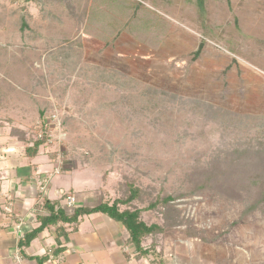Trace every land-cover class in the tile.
<instances>
[{
	"label": "rangeland",
	"instance_id": "rangeland-1",
	"mask_svg": "<svg viewBox=\"0 0 264 264\" xmlns=\"http://www.w3.org/2000/svg\"><path fill=\"white\" fill-rule=\"evenodd\" d=\"M204 2L0 0V128L139 188L158 264H264V0Z\"/></svg>",
	"mask_w": 264,
	"mask_h": 264
},
{
	"label": "crops",
	"instance_id": "crops-1",
	"mask_svg": "<svg viewBox=\"0 0 264 264\" xmlns=\"http://www.w3.org/2000/svg\"><path fill=\"white\" fill-rule=\"evenodd\" d=\"M52 165L42 148L37 155L28 156L21 141L0 128V264H37L36 259L22 255L20 241L25 233L40 226L36 206L45 198L65 207L68 194L76 196V206L113 203L103 199L100 194L103 189L98 188V183L85 179L75 183L74 178H70L75 168L66 174H54L48 184V173L54 171ZM64 176L69 177L71 184L69 179L61 178ZM44 184L47 189L43 191ZM71 186L79 188V192H67ZM6 197L13 204L12 212L3 208ZM62 225L59 223L46 228L28 247L23 248L24 253L33 257L43 256L54 248H64L45 264H158L154 257L157 253L150 249V252L142 254L129 243L128 228L106 213L85 215L77 225L65 224L69 233L61 236L59 243L57 229ZM146 244L144 241V247L148 248Z\"/></svg>",
	"mask_w": 264,
	"mask_h": 264
},
{
	"label": "trees",
	"instance_id": "trees-1",
	"mask_svg": "<svg viewBox=\"0 0 264 264\" xmlns=\"http://www.w3.org/2000/svg\"><path fill=\"white\" fill-rule=\"evenodd\" d=\"M204 0H198L199 8L202 12H204ZM203 44L200 45L198 50L196 51V55H199ZM46 137L42 139H37L33 145L26 147V154L28 156H35L39 151L40 145H42L46 141ZM132 191L128 197H120L116 199L112 204L109 202H103L97 206H73L71 209L68 206H60L59 203L53 202L48 198H45L40 204H37V218L41 222L40 226L34 228L28 233H25L20 241L21 253L23 256L28 259H36L37 264H45L50 260L52 256L59 255L64 248L58 247L52 249L50 252L43 256H29L24 253L25 247H28L31 242L38 237V235L44 231L46 228L52 225H58L62 223L64 225L58 227V238L57 241L60 243V237L68 234L69 231L65 227V224H79L80 218L92 214L95 212H103L111 216L117 221L122 222L130 232L129 243L135 245V247L142 253L150 252L151 248H145L143 245L144 240L153 234H157L162 232L163 229L158 224H149L142 218L140 208L131 209L128 205H130L136 198L140 196L139 188L131 187ZM67 198V196H66ZM168 199H171L169 197ZM125 205L124 209L121 207ZM156 205V203H152L148 206L147 209H151Z\"/></svg>",
	"mask_w": 264,
	"mask_h": 264
},
{
	"label": "built area",
	"instance_id": "built-area-1",
	"mask_svg": "<svg viewBox=\"0 0 264 264\" xmlns=\"http://www.w3.org/2000/svg\"><path fill=\"white\" fill-rule=\"evenodd\" d=\"M46 137L47 138V135H43V138ZM47 140V139H46ZM43 188V187H42ZM66 201H67V206L71 208V205H75V201H76V196H74L73 194H68L67 195V198H66ZM6 209L8 212H12V204L9 203L8 205H6ZM20 229V228H19Z\"/></svg>",
	"mask_w": 264,
	"mask_h": 264
}]
</instances>
